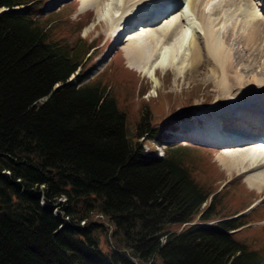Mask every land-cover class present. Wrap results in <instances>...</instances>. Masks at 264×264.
Instances as JSON below:
<instances>
[{"label": "trees", "instance_id": "16d2710c", "mask_svg": "<svg viewBox=\"0 0 264 264\" xmlns=\"http://www.w3.org/2000/svg\"><path fill=\"white\" fill-rule=\"evenodd\" d=\"M33 1L0 0V264H264L253 227L234 237L264 217L256 207L232 217L253 191L229 181L230 207L227 190L214 193L215 162L209 190L194 174L198 151L167 145L158 156L170 115L146 104L130 121L111 86L131 88L128 70L85 81L93 46L67 49L62 10L37 17Z\"/></svg>", "mask_w": 264, "mask_h": 264}, {"label": "rangeland", "instance_id": "374dc122", "mask_svg": "<svg viewBox=\"0 0 264 264\" xmlns=\"http://www.w3.org/2000/svg\"><path fill=\"white\" fill-rule=\"evenodd\" d=\"M196 1L197 2L193 7H196L198 4V8H199L200 4H203L204 9L200 8L199 13L195 11L196 14H198L197 17L195 16V26L194 25L189 26L188 24L190 23V21H187L185 19L182 21L180 20L179 23H177L176 21L177 25H174V26L172 25L169 28V32L167 34V37L170 36L169 38H167L168 45L174 44L175 46H178L179 42L183 40V38H185V35L186 37H188V35L191 34L193 31H196L199 33L200 32V27L198 25L200 21L199 15H201L205 11H207L205 12L206 13L205 16L206 18H209V19L216 17V15H212V14L215 11L217 12L216 20L219 22V26H217V30H221V31L232 27L235 23L236 24L233 26L234 28H236L237 26H240L242 24V21L246 18V15L243 12L244 10H246L245 5H244L245 3L242 0H196ZM32 3L29 5V7L32 6L31 10L32 12L36 13L37 17H45L48 14H51L57 10H62V16L58 20V24L61 25V30L57 32V35L60 36V42L67 49L69 50L74 49V45L93 46V49L88 52V55H89L87 56L88 59L85 60V57H84V60H85L84 63H86L85 66L88 67L89 65H92L93 67L92 69L93 71L91 70L92 72L86 77V80L96 77L97 75L101 73V71H105L106 69L107 70L105 71L106 72L105 74H107L109 73L110 70H114V69L116 70L118 66L119 68L125 67L124 69L128 70L127 73L131 76V78L128 79L130 81L129 82L130 86H132L131 88L128 86V82L124 83V82L112 81L111 86L113 87L114 91L115 90L117 91L116 93L118 94L120 103L127 110L128 116L131 119L130 121L133 122L136 120L137 115H138L137 113L143 108H146L145 107L146 104H151V106L152 105L158 106L159 110L158 108H155L154 110L155 117L157 118L161 116L163 118V116L166 117V115H170L169 117L173 119L172 122L175 125L174 130L172 128L166 132V137L164 139L165 146L167 145L174 146V145L179 144V145L189 147L191 148V150H194L196 152L198 151L199 164H197V161H195L193 165H194V170H195L194 174L200 182H205L206 184H208L209 190H213L215 188L216 183L207 179V178H211L212 176L210 175L211 171L208 166V163L211 164L212 162H215L219 172H222V173L219 174L220 178L218 177L219 181H217L218 184L220 182V185L216 187L217 190L215 189L214 193L220 191L221 189L223 190L220 193H223L225 190H227V192L224 193V196L222 194L221 195L223 199L227 200L230 207L231 205L234 206L235 200L238 201L237 199L238 195H235L237 190L233 189L229 185L228 182L233 181L232 182L233 184L238 185V183L240 184L239 181H241V184L246 189L248 188L254 193L251 195H249L250 193L245 194L246 200H248V203L243 208L251 204V205H256V208H255L256 210L264 209V187L260 190L249 187L246 180L244 179L247 177V173L243 172L244 169L242 170V168L244 167L241 168L240 166L237 165L236 167L234 166L232 170H227V168L223 166L224 164H222L223 161L220 160L219 158V155L222 151L221 148H218L220 146L218 144H214L211 142H205V141L199 140V139L215 138L219 141L224 142V141H227L228 139H230L231 141L232 140L235 141L237 138H239L237 136L231 139L230 137H228V134L223 131L222 124H221L222 121L219 118L218 114H216L215 112L216 110H218V108L219 110L221 109L220 108L221 103L225 104V108H227L228 110H233V111L238 110L237 109L238 103H239V108L248 109L249 112L264 111V91H263L264 90V81H263L264 80V56L263 55L264 54L261 55L260 58L262 61L260 59L258 60L259 64L258 63L256 64V66L254 67V70L249 71V72H244V71L238 72V70H236L235 74L237 76L239 75V77H242V80L243 81L245 80L244 84H247V85L241 84V86H238V87L235 86L236 88L233 87L232 89H230L228 94L222 95L220 92V89L217 86L218 85L217 83L219 82L220 78H216V76H213V78L206 77V75H209L211 73L208 66L206 67V69H203L202 67H200L199 69L196 70V72L189 71L188 73H184L183 75L178 76L177 74L175 75L174 68L172 66H168L169 65L168 63L171 62L169 58H167L168 60L166 61L165 64H168V65L165 66V68L157 67V65H155L152 68L149 67V65L151 64V61H153L154 59V56L158 58L157 54L153 56L154 53L149 52L151 55L149 54V56L146 57L147 64L143 68V70L137 69V68H131L130 64L128 63L125 57V53L122 47H119V45L117 44L115 45L113 43L115 33L117 30H119V27L117 25H113L111 23V18L113 15H115L117 6L119 5L118 3L117 5L114 6L113 5L114 0H104V1L102 0L103 7L101 6L102 4H100L96 8L91 7V8L86 9L85 11L80 10V6L82 2L79 0H36V1H33ZM233 3L236 4L237 6L233 7L232 5ZM182 6H183L182 9H184L185 4L183 2H182ZM178 8H179V5L174 6L173 11H176ZM235 8L236 9L238 8V9L236 10ZM18 10H24V8L22 7V8H19ZM228 10L234 11L235 13H233V15L231 16L229 15L224 16V14H229ZM96 11L98 12L96 13ZM133 11L135 12L138 10H133ZM185 11H187V5H186V8L181 11L182 14ZM134 12L133 13L129 12L128 14L133 15ZM169 13L170 12L164 13L162 18L167 17ZM128 14L125 17V21L129 17ZM194 15L195 13H189L187 18L194 19ZM221 15H223V17H221ZM158 21L159 20H157L156 23ZM162 22L164 23V20H162L160 24H163ZM137 26L138 24H134V26H132L131 28H128L127 30H124V31L122 30V32L119 34L120 37H122V40L125 41V39L128 38L126 34L130 31L135 30ZM176 26L178 27L176 28L177 31L176 29H174ZM173 31L176 33V35L175 33H172ZM173 34L175 36H172ZM233 36L234 34L232 35V38ZM169 39L170 40L172 39V41L170 42ZM174 39H177L178 41L173 42ZM220 39L222 43H224L226 40V38H222V37H220ZM262 40H264V35H263ZM224 44L226 48L228 47L227 49H230L231 46L228 43H224ZM227 44L230 47L227 46ZM238 45L234 44L233 49L238 48ZM183 53L180 52L179 54L178 52L177 58L179 59L178 61H177V58H175L174 60L176 62H180V60L184 59ZM161 56L167 57L166 53L164 55L162 53ZM231 57H232V54H231ZM232 59L235 62L238 61V59L235 57V54H234V58ZM184 62L187 63L185 60ZM261 62L263 63L262 65H260ZM183 66H185V64ZM243 73H248V74L243 75ZM250 73H253V75ZM151 74L157 76L156 81L154 80V78H152ZM254 76H256L258 80L262 79L261 81H257L259 85H257L256 82H249V80H252ZM260 82L262 83L260 84ZM223 85L226 86L225 82L223 83ZM245 86H250V87L249 88L246 87L247 90H245ZM255 88L258 89L259 91L254 90ZM251 90H253L252 92L256 91L255 93L259 95H261L260 92H262V95H261L262 98L259 95H256L255 93L251 92L252 94H250ZM235 91L236 92L239 91L237 95ZM243 91H246V92H243ZM229 94H231V96L233 97L231 98ZM247 94L249 98L251 99L249 98L247 99L248 97ZM168 96H170L171 101H167ZM217 96L219 98L220 97L222 98L220 100L221 103L219 102L215 103L217 102V100H219ZM257 96L260 97L261 99L258 98ZM205 97H209V100L207 103H204ZM190 98L192 99L191 100L192 104L188 105L187 103H190V102L187 100ZM256 100L259 102H263V103H259ZM161 103H164V106H162V108H160ZM172 103L175 105L174 112H173L174 114L171 113V109L169 107L170 104ZM228 103H231L233 108H231L232 106H229L228 108L227 107ZM188 106L192 107L191 111L193 110L195 111L189 117L188 115L190 114H186L185 112V108H188ZM210 107H212L211 110L209 109ZM217 113L219 112L217 111ZM197 117H202L204 119L203 128L200 130H197L198 128L196 126H193L194 124H196V121H198L197 125H200V126L202 125L199 120H195L197 119ZM260 119L261 118L259 117L253 122H249V123L258 125V123L262 121ZM257 121L259 122L257 123ZM262 124L264 123L262 122ZM186 125H190L191 127L190 126L189 127L194 130H189L190 128L188 130H184L185 128L182 129V127ZM187 136L195 137L197 141L187 140L186 138ZM151 144L155 145V143L153 142H151ZM148 147L149 146H145L146 149ZM249 147H253V146H249ZM164 148H165L164 146L159 147L157 145L156 147L155 145V149L157 150L159 154L161 153V151L164 150ZM229 150L231 149L229 148ZM232 152L234 151L232 150ZM263 170H264V166H263ZM251 173H256V172H251ZM222 185H224V187H222ZM251 196L253 197V200ZM205 204L203 205V208L207 207V206L204 207ZM229 205H226L227 208H229ZM248 210H249L248 208L247 209L245 208V210L243 209L242 213H240L238 216H245L249 212ZM263 218H259V219L249 222L248 224L244 225L242 229L239 228L240 230H238L234 234V237L237 239H242L245 236L244 238L248 240L249 238L247 235L251 236L250 234L251 227H253L255 229L253 230L254 231L253 234H255L256 239L264 240V224H261L264 222ZM258 244L259 242L257 241V246H260V244L259 245ZM101 248L105 251L108 248V243H106L103 239L101 242ZM158 264L160 263L158 262Z\"/></svg>", "mask_w": 264, "mask_h": 264}, {"label": "bare ground", "instance_id": "6f19581e", "mask_svg": "<svg viewBox=\"0 0 264 264\" xmlns=\"http://www.w3.org/2000/svg\"><path fill=\"white\" fill-rule=\"evenodd\" d=\"M79 1L82 2L80 6V10L82 11H85L86 9L91 7L96 8L100 4H102L101 6L103 7L102 0H79ZM242 1H244L245 3L244 5L246 10H244L243 12L246 15V18L242 21V24L240 26L234 28L233 26L236 24L235 23L232 27L227 28L225 30L222 31L217 30V26H219V22L216 20L217 12L214 10L215 11L214 13L216 14L214 13L211 14L216 15V17L209 19L206 18L205 12L207 11H205L204 13L199 15L200 21L198 25L200 27V32L198 33L196 31H193L191 33L192 35L189 34L188 37H186L185 35V38H183V40L179 42V45L175 46L174 44L168 45L167 42L168 41L167 38L170 37V36L167 37L170 26L177 25L176 21L177 23H179L180 20L182 21L184 19L190 21V23L188 24L189 26H193V25L195 26V16L196 17L198 16L196 12L199 13L200 8L204 9L203 4H200L198 8V4L196 7H193L197 2L196 0H114L113 5L115 6L118 3L119 5L117 6L115 15H113L111 18V23L113 25H117L119 27V30H117L115 33L113 43L115 45L116 44L119 45V47H122L125 53V57L128 63L130 64L131 68H137L143 70V68L147 64L146 57L149 56L150 53H154L153 56L157 54L158 58L154 56V59L153 61H151L149 67L152 68L155 65H157V67L165 68V66L169 64L168 66H172L174 68L175 75L177 74L178 76L179 75L181 76L184 73H188L189 71L196 72V70L199 69L200 67L206 69V67L208 66L211 73L209 75H206V77L213 78V76H216V78H220L219 82L217 83L218 84L217 86L220 89L221 94L225 95L228 94L229 90L232 89L233 87L236 88L235 86L238 87L241 86V84L245 83V80L243 81L242 77H239V75L237 76L235 74L236 70H238V72H242V71L249 72L254 70V67L258 63V60L259 59L261 60L260 58L261 55L264 54V40H262L264 35V13L262 10L264 9L263 7L264 0H242ZM181 2H185V8L187 5V11H185L182 14L181 12L182 8L177 9L176 11L170 13L167 17L163 18L164 19V23L162 22L163 24H160L161 20L159 21V23H155L157 18L161 14H163L170 8H173L174 6H178L180 4L182 5ZM232 5L233 7L237 6L234 3ZM261 5L263 8H260ZM133 10H138V11L134 12ZM98 11H96V13ZM129 12L131 13L134 12V14L129 15L128 14ZM189 13H195L194 19L187 18ZM228 13L229 14H224V16L225 15L231 16L235 12L229 11ZM127 14L129 15V17L125 21V17ZM221 17H223V15H221ZM134 24H138L139 27H136L135 30L128 32L127 33L128 38H126L125 41H123L122 37H120L119 34L122 32V30L124 31L127 30L128 28H131L132 26H134ZM176 28L178 27L176 26L174 29ZM138 30H140L141 32H138ZM172 33L175 32L173 31ZM233 34L234 36L232 38ZM175 35L173 34L172 36ZM220 37L226 38L224 43H228L231 46L230 47L227 44V46H229L230 49H227L228 47L226 48V46H224L225 44L221 42ZM171 41L172 39L170 40V42ZM175 41L178 40L174 39L173 42ZM234 44L237 45L239 44L238 48L233 49ZM178 52L179 54L180 52L182 53L184 52L183 53L184 59L180 60V62H176L174 60L175 58H177ZM162 53L163 55L166 53L167 57L164 56L162 57L161 56ZM234 54L235 57L238 59L237 62H235L232 59L234 58ZM167 58H169L171 62L165 64L166 61L168 60ZM178 59L179 58H177V61ZM184 60L187 63H185ZM184 64L185 66H183ZM262 64L263 63L261 62L260 65ZM245 74L248 73H243V75ZM250 74L253 75V73ZM151 75L152 78H154V80L156 81L157 76L153 74ZM261 80L260 79L258 80L256 76H254V78L252 80H249V82L257 83V81H261ZM224 82L226 86L223 85ZM261 83L262 82H260V84ZM257 85L259 84L257 83ZM246 87L249 88L250 86H245V90H247ZM254 90L257 91L258 89L255 88ZM252 91L253 90L250 91V94L256 92V91L255 92ZM238 92L239 91L236 92V95ZM260 93L262 95V92ZM255 94L259 95L257 93ZM229 95L231 96V94ZM261 95L259 96L261 97ZM232 97L233 96H231V98ZM248 98L249 96L247 97V99ZM218 99L219 100H217V102L215 103L218 102L221 103L220 100L222 98L218 97ZM259 103H263V102H259ZM229 106H232L231 103L227 104L228 108ZM212 107H210L209 109L211 110ZM220 108H221L220 110L218 108V110H216L215 112L216 114H218L222 123L230 128L227 131L228 134H230L228 136L231 137L232 139L237 136L239 137L233 143H229L226 145H219L220 147L218 148L222 149L219 158L220 160L223 161L222 163L224 164L223 166H225L227 170H232L234 166L236 167L237 165L240 166L241 168L244 167L242 168V170L244 169L243 172L247 173V177L244 179L246 180L248 186L255 188L257 190L262 189L264 187V170H263L264 140H261L259 138L262 135H264V124H262V122L264 123V111L249 112L248 109L239 108V103H238L237 111L228 110L227 108H225L224 103H221ZM231 108H233V106ZM217 111L219 113H217ZM259 117L261 118L260 120H262V122L260 123L257 122L258 125L249 123V122H253ZM189 128H190L189 125L182 127V129L184 130H188ZM189 130H193V129L190 128ZM249 146H253V147H249ZM229 148L231 150H229ZM232 150L234 152H232ZM251 172H256V173H251Z\"/></svg>", "mask_w": 264, "mask_h": 264}]
</instances>
